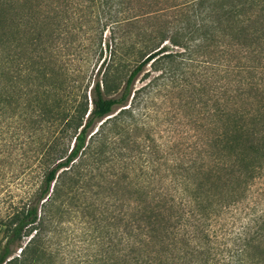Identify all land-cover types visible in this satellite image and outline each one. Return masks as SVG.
Listing matches in <instances>:
<instances>
[{
    "label": "trees",
    "instance_id": "16d2710c",
    "mask_svg": "<svg viewBox=\"0 0 264 264\" xmlns=\"http://www.w3.org/2000/svg\"><path fill=\"white\" fill-rule=\"evenodd\" d=\"M26 1L0 0V77L7 82L24 77L23 14L15 9ZM175 7L178 29L158 31L147 41L128 37L140 16L109 15L108 40L101 45L99 35L93 41L96 68L92 82L77 88L79 99L69 108L56 99L21 125L39 154L40 179L9 220L0 264L15 263V249L23 254L67 182L81 180L83 169L101 166L108 146L126 141L131 101L146 86L134 90L133 83L146 64L171 61L164 42L188 55L217 46L211 134L188 164L165 168L151 202L125 217L119 258L109 264H264V0H187ZM38 41L34 36L33 65L43 78L47 66ZM36 130L46 132L42 141L34 140Z\"/></svg>",
    "mask_w": 264,
    "mask_h": 264
},
{
    "label": "rangeland",
    "instance_id": "374dc122",
    "mask_svg": "<svg viewBox=\"0 0 264 264\" xmlns=\"http://www.w3.org/2000/svg\"><path fill=\"white\" fill-rule=\"evenodd\" d=\"M119 1L27 0L15 9L23 14L26 66L20 82L0 77V92L6 91V96H0V247L9 220L26 206L40 179L39 154L21 125L38 119L43 105L57 100L67 108L75 104L79 85L82 88L93 80V41L100 35L101 45L107 42L109 15L116 20L140 16L128 27V37L147 41L158 31L170 35L178 29L175 6L187 0ZM34 36L39 38L37 54L47 66L43 78L33 65ZM163 44L173 58L159 60L155 69L146 64L136 77L134 90L146 86L131 101L126 119L130 126L122 136L126 141L108 146L101 166H88L81 171V180L65 184L23 254L14 250L11 257L17 261L13 264L117 261L125 217L151 202L154 183L165 168L172 163L186 165L201 152L211 134L208 124L218 100L217 46L213 42L207 53L188 55ZM45 136L44 130H36L34 140ZM33 233L22 237L21 247Z\"/></svg>",
    "mask_w": 264,
    "mask_h": 264
}]
</instances>
